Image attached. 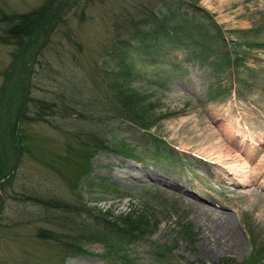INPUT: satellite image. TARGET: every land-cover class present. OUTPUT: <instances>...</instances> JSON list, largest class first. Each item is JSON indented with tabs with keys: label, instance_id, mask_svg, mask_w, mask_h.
I'll return each mask as SVG.
<instances>
[{
	"label": "rangeland",
	"instance_id": "rangeland-1",
	"mask_svg": "<svg viewBox=\"0 0 264 264\" xmlns=\"http://www.w3.org/2000/svg\"><path fill=\"white\" fill-rule=\"evenodd\" d=\"M67 1L55 0L50 8H57V16L64 20L53 25L51 39L40 51L38 42L29 49V38L11 35L5 37L8 44L0 43V91L14 81V77L4 80L3 70L10 63L18 67L20 62L24 72L20 69L22 77L15 81L23 82L28 96L38 100L61 90L74 101L80 91L89 101L96 94L95 82L102 71L107 77L108 67L114 65L104 56L115 36L129 38L139 21L152 22L167 12V2L161 0H76L70 13L65 9ZM194 1L202 12L179 8L173 14L203 28L218 26L231 52L229 58L239 57L238 65L219 66L218 61L225 58L220 44L213 41L202 63L186 62L184 52L173 49L167 56H155L159 58L153 64L141 66L138 62L145 63V50L138 47L134 53L136 41L129 39V63L134 71L140 69L137 63L144 68L130 87L145 95L143 102L154 105L159 119L145 132L111 121L94 127L104 139L112 142L114 136L141 155L133 161L99 150L89 160L88 175L75 184L66 178L73 166L63 162L58 166L52 158L47 164L48 155L42 164L29 153L11 157L9 145L1 148L0 171L2 166L6 177L0 178V186L4 184L0 187V264H124L117 260L120 257L135 264H239L253 251L256 264H264V0ZM42 2L0 0V17L34 13ZM180 21L174 17L171 23L182 26ZM6 27L0 22L1 29ZM159 42L162 45L166 40L160 37ZM249 43L258 46L249 47ZM35 58L38 63L33 62ZM94 101L87 102L91 109L103 105L96 106ZM65 110L69 114L70 106ZM86 127L93 128L78 115L58 114L38 130H20L18 137L28 150L24 135L27 140L29 135L42 137V145L52 149L53 155L56 147L62 148ZM153 136L162 141L159 149L170 147L183 160L172 164L157 158L162 150L154 154ZM101 180L109 185L100 184ZM76 194L81 205L108 221L149 209L158 222L150 237L152 246L143 242L127 245L115 233L96 226L93 231L106 235L105 243L113 240L122 248L82 239L81 254L61 248L60 241L74 247L72 236L83 234L77 226L83 227L87 220L100 222L83 212H64L63 203L70 211L77 205ZM224 218L229 224L219 228ZM46 234H56L60 241ZM235 238L240 246L232 243ZM163 246L170 249L168 253L158 248Z\"/></svg>",
	"mask_w": 264,
	"mask_h": 264
},
{
	"label": "trees",
	"instance_id": "trees-1",
	"mask_svg": "<svg viewBox=\"0 0 264 264\" xmlns=\"http://www.w3.org/2000/svg\"><path fill=\"white\" fill-rule=\"evenodd\" d=\"M69 1H67V4L70 5L66 8V4L65 9L66 12L70 11L71 13L73 12L71 11V8L75 5L76 0ZM161 1L162 3L167 2L168 13L164 12V14L156 16L152 22L145 23V21H139L140 24L137 25L129 38L115 36L116 38L112 42V46L110 45L107 55L104 56L105 58L113 60L114 65L109 68L106 63H103V65L108 67L107 77H105V72L102 71L99 81L96 80L95 82L97 85L96 94L94 95L92 93L89 101L81 97L83 92L80 91L77 94V99L72 101V99L61 90H59L58 93H55L54 91L53 97H46L47 94H44L43 99L36 100V98L30 97V95L28 96V88H26L23 82L15 81L17 78H20V76L22 77L19 72L20 69L24 72L21 63L19 62V65L15 63L18 67H15L13 63H10V65L3 70V79L13 80L12 78L14 77L13 84L9 82L4 85L0 91L2 95V100L0 101V114L2 115L0 117V149H6L9 145L11 157H13V155L20 156L21 153H29V157H32L33 159L38 157V161L42 164L43 158L48 155L49 161L47 164L50 163L52 158V162H57L58 166L59 162L61 164L64 163L67 166H73L72 172L68 173L66 178H71L75 184L88 175L89 160L91 156L99 150H105L115 156L135 161L139 155H141V152L137 153L134 151L135 149L130 147L125 141L116 140L114 136L112 142L104 139L101 131L95 130L94 124H97L98 122L104 123L106 121L117 122L119 124L124 123L130 128L132 127L143 132L147 131L150 126L155 124L159 119V115L157 116L155 113L154 105L149 102L144 103L143 98L145 99V95H142L130 87V84L134 79H139L141 77L142 70L144 69L141 66H149L150 64H153L155 60L159 58H155V56H167L173 49L182 50L186 62L189 60H196L202 63L209 57L208 55L212 50L211 42L213 41L220 44L223 51V58H225L223 60L221 59L222 61H218L219 66L224 65V63H233V65L237 66L238 61L240 60L237 56H235L232 61L229 58L231 52L229 47L227 49V46L224 45L221 34L222 31H220L218 26L210 25V27L204 26L203 28L198 24H189L187 21H180V16L173 14V12H177L179 8H184L192 12H202L201 9L196 7L194 0ZM54 3L55 0H45V2L41 3L39 9L34 11V13L20 15V17L17 18L0 17V22L7 25L4 29L0 28V43L8 44L5 37H10L11 35L15 38H29V42H32L28 45L29 49L31 48L30 46L35 45V43L38 42L37 45L39 48H37V50L40 51L44 47V44L51 39L49 33L53 25L60 20H64L60 16L57 17V8L54 10L50 9L53 7ZM174 17L175 20L178 19L186 28L183 29V25H173L171 21ZM66 21L67 20H65V25ZM65 34L66 32L64 35ZM124 34L128 36L129 32L126 31ZM160 37L165 39L166 43L163 42V44L160 45ZM129 39H134L136 41V46L133 48L134 53L138 52V47L145 50V63L141 60L138 62L141 66L137 65L138 63L135 64L140 68L137 69V71L133 70L134 65L133 63H129L131 59L127 57L128 52L126 51L130 48ZM152 42L154 44H152ZM247 46L252 47L258 45H252L249 43ZM33 62L38 63L36 58ZM214 65L217 66L216 63H214ZM114 67H116L115 70ZM31 68L32 65L29 67V72L31 71ZM99 73L98 70L95 72L97 79ZM1 74L2 72L0 75ZM61 77L62 76H60V78ZM18 84H21V86ZM27 84L31 85L30 79L27 81ZM86 85L85 82V86ZM84 89L87 90L90 89V87ZM18 93L20 96L19 99V96H17ZM93 99H95L94 103L96 106H99L100 103H103V105L100 108L95 107L91 109V106L87 102H91ZM13 101H15V106L12 109L11 104ZM67 106H70L69 114L67 113L68 110H65ZM86 106H88V108ZM76 107L80 108L79 111H77ZM84 109L88 111L85 110L84 112ZM87 113L92 114H90V117H87L85 116ZM58 114L66 117L78 115V119L89 123L93 128L89 129L86 127L85 130H82L81 128L80 131H76L70 137L72 141L65 143L62 148L56 147L53 155L52 149H48L45 143L42 145V142H44L42 137L29 135V140H27L26 135H24L22 141L29 145V150L26 149L24 144L20 141L21 138L18 137L20 130H38L39 125L41 126L44 124L47 126L50 124L51 119L56 118ZM96 116L102 117L99 119L96 118ZM152 140L154 143V154L158 156V154L161 153L160 150H162V154L157 158H166L170 160L172 164H174L173 162L179 163V161L183 160H181L180 157V159H178L179 154L170 147L165 146V148L163 147V149H159L162 145V141L158 140L156 137L153 136ZM73 141L75 145H73ZM4 172L5 171H3V167L1 166L0 178L6 177V174L3 175ZM99 183L107 186L109 185L106 180H101ZM0 187H4V184H1ZM74 198L75 204L77 205L72 207V210L70 211L67 210L68 206L63 203L64 212H68L72 215L83 212L84 214L91 215L93 221L97 220L100 222L97 223L87 220L86 222H83V227L77 226L76 228L85 235L81 234L72 236L71 244H74V247L68 243H66L65 246L60 240L56 239V234H46L48 239H51L52 241H60L61 248L67 250L70 249L69 251L74 254H81L83 251L80 248L81 240L79 239L89 243H102L105 244V247H115L117 249L122 248L120 243L115 244L113 240L105 243V240L107 239L106 235L103 236L99 230L93 231V227L96 226L103 228L104 230L108 229L115 233L116 237L126 240L127 245H131L135 242H143L152 246L150 237L157 229L158 222L155 221L156 218H153V215L151 216L150 212H148L149 209H146L148 211L145 210L144 213L139 212L133 215L132 213L121 216L119 215L117 221H108L103 217V214L94 213L93 209H90V207L81 205L79 203L80 197L78 194L74 195ZM58 226L60 227V223ZM89 227H92V229L90 230ZM158 248L163 253H168L170 250L164 246ZM117 260L124 264H135L122 257ZM256 260L257 257H255V252L253 251L250 257L239 264H256Z\"/></svg>",
	"mask_w": 264,
	"mask_h": 264
},
{
	"label": "bare ground",
	"instance_id": "bare-ground-1",
	"mask_svg": "<svg viewBox=\"0 0 264 264\" xmlns=\"http://www.w3.org/2000/svg\"><path fill=\"white\" fill-rule=\"evenodd\" d=\"M46 108V107H45ZM246 177V176H245ZM246 178H248V177H246ZM245 178V179H246ZM235 179V178H234ZM244 179V180H245ZM238 185H246L245 183H242V182H238ZM205 214V213H204ZM201 216H203V218H204V215H202L201 214ZM211 217H213V216H211ZM227 217V216H226ZM212 220V219H211ZM210 221V220H209ZM220 221V220H219ZM229 224V222H228V220H227V218H224L223 219V221L222 222H220V224H219V228H221V227H223L224 225L226 226V225H228ZM213 229H214V227H212ZM224 228V227H223ZM207 229H209V228H207ZM210 230V232L211 233H214V234H216L215 232H213L211 229H209ZM217 231H218V229H217ZM239 241L237 240V238H235V240L232 242V243H234L235 245L238 243ZM233 244V245H234ZM238 246H240V244H237Z\"/></svg>",
	"mask_w": 264,
	"mask_h": 264
}]
</instances>
